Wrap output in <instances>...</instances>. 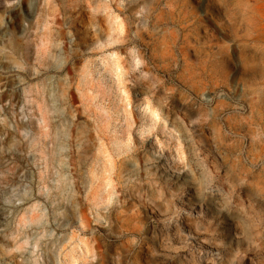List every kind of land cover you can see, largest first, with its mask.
<instances>
[{"label":"rangeland","instance_id":"obj_1","mask_svg":"<svg viewBox=\"0 0 264 264\" xmlns=\"http://www.w3.org/2000/svg\"><path fill=\"white\" fill-rule=\"evenodd\" d=\"M0 264H264V0H0Z\"/></svg>","mask_w":264,"mask_h":264}]
</instances>
